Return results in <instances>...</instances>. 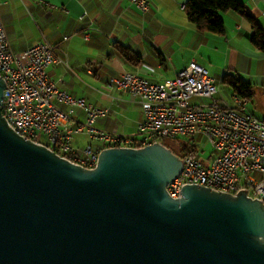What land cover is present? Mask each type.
Wrapping results in <instances>:
<instances>
[{"label":"water","instance_id":"obj_1","mask_svg":"<svg viewBox=\"0 0 264 264\" xmlns=\"http://www.w3.org/2000/svg\"><path fill=\"white\" fill-rule=\"evenodd\" d=\"M0 264H264V203L198 185L162 143L106 148L94 168L17 134L2 113Z\"/></svg>","mask_w":264,"mask_h":264},{"label":"built area","instance_id":"obj_2","mask_svg":"<svg viewBox=\"0 0 264 264\" xmlns=\"http://www.w3.org/2000/svg\"><path fill=\"white\" fill-rule=\"evenodd\" d=\"M130 1L143 13L151 4V0ZM40 5L50 7L45 1ZM54 64L68 62L60 56L59 46L47 40L14 54L0 17V76L6 82L2 113L17 134L44 144L38 140L42 132L47 136L48 145H44L87 168L96 166L99 152L91 146L75 148L77 134H87L103 144V149L188 140L198 145L197 153L180 156L183 171L168 186L172 197H181L187 185H198L230 194L245 189L248 196L264 203V121L248 111V101L242 97L233 96V105L218 98L217 79L205 66L193 61L162 83L131 72L112 79L110 86L128 91L143 109L144 120L137 125V133L126 136L98 130L95 122L110 109L94 107L61 89L47 72ZM78 110L84 114L82 122L76 118ZM201 145L213 153L205 157Z\"/></svg>","mask_w":264,"mask_h":264},{"label":"crops","instance_id":"obj_3","mask_svg":"<svg viewBox=\"0 0 264 264\" xmlns=\"http://www.w3.org/2000/svg\"><path fill=\"white\" fill-rule=\"evenodd\" d=\"M41 1L50 7L41 6ZM188 1L151 0L143 13L130 0H0V17L14 54L42 40L59 46L68 64L51 65L47 72L73 97L110 109L95 122L98 130L132 136L144 120L142 106L128 91L110 86L112 79L131 72L152 83L171 80L193 61L198 63L199 52L213 41L218 44L212 53L223 51L227 65L251 68L252 61L242 52L243 44H252L251 24L227 12L221 14L224 34L199 32L182 9ZM240 1L264 27V0ZM119 51L129 53L130 60ZM261 107L259 116L251 113L264 121V103ZM76 118L84 121L81 110ZM78 136L82 134L74 137L73 146L81 150ZM92 141L88 146L104 150L103 144Z\"/></svg>","mask_w":264,"mask_h":264},{"label":"trees","instance_id":"obj_4","mask_svg":"<svg viewBox=\"0 0 264 264\" xmlns=\"http://www.w3.org/2000/svg\"><path fill=\"white\" fill-rule=\"evenodd\" d=\"M185 11L189 20L199 32H210L219 35L225 33V22L221 14L227 12L238 14L252 26V45L258 51L264 52V27H262L255 17L246 10L244 4L240 0H189L186 4ZM119 53L125 59L130 60L129 53L120 51ZM222 80L232 86L235 94L243 99L248 101L254 98L255 89L253 84L240 77L230 76V74H225ZM164 144L181 157H183L186 152L193 151L197 153L198 148L197 144L189 142L188 144H183L181 140H165Z\"/></svg>","mask_w":264,"mask_h":264},{"label":"rangeland","instance_id":"obj_5","mask_svg":"<svg viewBox=\"0 0 264 264\" xmlns=\"http://www.w3.org/2000/svg\"><path fill=\"white\" fill-rule=\"evenodd\" d=\"M217 44V42L213 41L208 47H206L207 49L199 52L198 64L205 66V68L210 71L212 76L217 79L219 88L218 98L227 101L231 105L234 104L233 96L236 94L232 86L222 80L223 76L225 74H230V76L240 77L246 81H250L254 85L255 96L254 98L248 100L247 109L256 116H259L258 113L261 112L262 109L261 105L264 103V52L258 51L252 44H248V48H246L245 44H243L242 52H244V55H247L252 61L251 68L247 71L246 67L241 64L237 68L227 65L226 54L223 51H220L218 54H213L212 51ZM79 137L82 140L80 141L82 144L79 147H88L89 144H94V141H92L90 136L86 134H82V136H78V138ZM38 140L46 144L47 136L42 132H38ZM184 141L191 143L188 140H182L181 142ZM201 149H204V145H201ZM212 153V149L206 145L204 149V156L208 157ZM254 176L257 179L260 178L258 174H255Z\"/></svg>","mask_w":264,"mask_h":264},{"label":"bare ground","instance_id":"obj_6","mask_svg":"<svg viewBox=\"0 0 264 264\" xmlns=\"http://www.w3.org/2000/svg\"><path fill=\"white\" fill-rule=\"evenodd\" d=\"M238 192H240V191H235L233 195H236Z\"/></svg>","mask_w":264,"mask_h":264}]
</instances>
